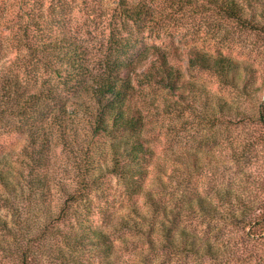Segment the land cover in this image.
Returning <instances> with one entry per match:
<instances>
[{
  "label": "trees",
  "instance_id": "trees-1",
  "mask_svg": "<svg viewBox=\"0 0 264 264\" xmlns=\"http://www.w3.org/2000/svg\"><path fill=\"white\" fill-rule=\"evenodd\" d=\"M92 1L0 0V15L11 13L5 23L12 26L16 48L15 67L0 74V129L26 137L13 165H0V211L7 213L0 216V233L11 240L6 241L11 261L0 264H35L36 242L15 234L26 214L35 220L30 236L65 258L77 257L75 264H125L108 233L93 221L98 213L105 216L95 196L109 178L117 179L126 195L150 202L154 225L172 249L224 258L225 248L215 247L217 225L238 215L251 220L248 206L230 189L217 193L220 205L195 192L182 195L173 208L145 193L154 151L139 88L164 92L165 112L192 120L202 132L219 127L218 134L230 139L234 129L253 121L261 135H240L234 143L235 152L244 153L254 138L264 144V86L251 65L191 48L188 67L214 75L235 99L212 95L171 64L169 51L138 47L135 33L156 11H198L264 35V1L253 6L251 0H112L107 35L94 46L73 21L75 7L93 8ZM54 146L61 148L63 161L56 169ZM184 212L198 220L192 229L182 224Z\"/></svg>",
  "mask_w": 264,
  "mask_h": 264
},
{
  "label": "rangeland",
  "instance_id": "rangeland-1",
  "mask_svg": "<svg viewBox=\"0 0 264 264\" xmlns=\"http://www.w3.org/2000/svg\"><path fill=\"white\" fill-rule=\"evenodd\" d=\"M258 1L264 0H251V5L257 6ZM112 3V0H93V8L89 4L75 7L73 21L89 44H100L106 37L110 20L113 19L110 14ZM158 12H155L154 19L143 31L135 33L138 47L155 46L169 51L171 64L179 68L186 79L230 102L235 99V93L224 87L218 78L188 67L189 49L222 54L247 63L256 70L258 83L264 86V35L246 30L231 21H223L210 13ZM8 14L11 13L6 11L5 15H0V74L15 67L16 48L11 40L12 26L5 23L11 18ZM139 91L147 102V137L154 151L144 184L145 193H149L154 201H161L167 208H173L182 195L195 192L220 205L216 199L217 193L230 189L244 199L252 219L247 220L238 215L226 225H217L215 234L218 238L214 242L218 246L215 247L225 248L224 258L193 256L169 246L163 233L154 225L155 215L144 196L126 195L117 179L109 178L106 188L109 186L110 190L107 194L105 188L95 196L97 205L109 220L98 213L93 219L94 223L108 233L125 264H264L263 140L252 139L255 145L251 144L252 149H246L244 153L235 152L239 150L234 148L240 135L246 134L249 138L253 133L261 135L262 131L253 121H249L242 130L239 127L243 125L234 129L229 135L230 139L218 134L219 127L206 128L202 132L192 126L195 125L192 120L181 121L165 112L164 92L149 87H141ZM25 145L24 135L0 129V165L7 163L11 167ZM62 163L61 148L54 146V168ZM3 199L0 188V208ZM6 215L4 209L0 211V216ZM193 216L187 218V213L182 214V224L188 229H192L194 222L198 221ZM14 218L12 216L10 221ZM34 221L33 216L29 219L28 214L22 216L21 225L15 229V234L20 236L22 233V238L31 243L36 242L39 254L35 264H75L79 261L77 257L72 261V256L65 258V254H57L50 247H45L42 241L30 236L34 233ZM201 231L202 228H198L196 232ZM6 241L11 240L5 233H0V260L10 262ZM90 264L96 263L91 261Z\"/></svg>",
  "mask_w": 264,
  "mask_h": 264
}]
</instances>
